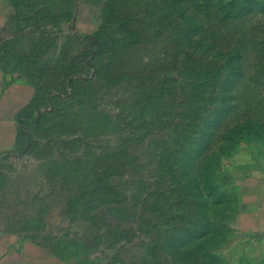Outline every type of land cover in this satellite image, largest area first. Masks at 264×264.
<instances>
[{"label": "rangeland", "instance_id": "1", "mask_svg": "<svg viewBox=\"0 0 264 264\" xmlns=\"http://www.w3.org/2000/svg\"><path fill=\"white\" fill-rule=\"evenodd\" d=\"M107 4L100 44L70 63L100 86L59 94L60 121L37 130L69 138L68 213L85 215L84 236L64 225L84 246L69 258L244 264L243 183L264 156V0Z\"/></svg>", "mask_w": 264, "mask_h": 264}, {"label": "crops", "instance_id": "2", "mask_svg": "<svg viewBox=\"0 0 264 264\" xmlns=\"http://www.w3.org/2000/svg\"><path fill=\"white\" fill-rule=\"evenodd\" d=\"M107 3L0 0V264H115L101 255L75 258L84 246L71 244L64 225L77 231L85 215L68 213L69 138L59 134L52 142L37 132L60 121L50 116L63 107L59 94L100 86L96 69L82 75L70 63L85 61L79 53L100 44ZM251 169L238 212V253L244 264H264V156Z\"/></svg>", "mask_w": 264, "mask_h": 264}]
</instances>
